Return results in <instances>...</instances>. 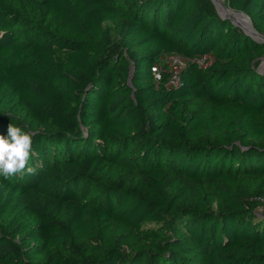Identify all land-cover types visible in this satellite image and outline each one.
I'll return each mask as SVG.
<instances>
[{"label": "trees", "instance_id": "16d2710c", "mask_svg": "<svg viewBox=\"0 0 264 264\" xmlns=\"http://www.w3.org/2000/svg\"><path fill=\"white\" fill-rule=\"evenodd\" d=\"M228 3L264 35V0ZM0 29V135L36 169L0 184L44 196L24 234L0 203V264H264L263 41L200 0H0Z\"/></svg>", "mask_w": 264, "mask_h": 264}, {"label": "rangeland", "instance_id": "374dc122", "mask_svg": "<svg viewBox=\"0 0 264 264\" xmlns=\"http://www.w3.org/2000/svg\"><path fill=\"white\" fill-rule=\"evenodd\" d=\"M200 2L205 8H207L212 12H216L218 14L219 9L217 10V7L213 0H200ZM218 6L228 15V18H230L234 22V24L233 23L232 24L238 30L244 31L243 29L245 30L252 29L255 31L249 18L247 16H244L242 13H238L233 8H231L229 6L228 0H218ZM118 19L120 23L121 22L120 15H118ZM106 26L110 28L113 35H115L114 25L107 23ZM10 39H11V34L8 31H2L0 29V41L5 44H8L10 42ZM263 57L259 59V65L262 63ZM7 102H8V98L6 96L0 97V113L7 111L6 110ZM6 198L12 199V202L14 204L13 217L11 218L8 227L11 230L16 228L17 226L20 228L21 234H24L29 229H31L36 223L35 218L27 210V205L34 200L43 201L44 196L34 191L28 196H23L19 192H12L10 189L6 188V186L0 184V203L3 201V199ZM1 222H5L2 214H0V224ZM15 241L19 244V246L22 249H25L28 245L27 243L24 242L22 235L16 236Z\"/></svg>", "mask_w": 264, "mask_h": 264}, {"label": "clouds", "instance_id": "9594fccd", "mask_svg": "<svg viewBox=\"0 0 264 264\" xmlns=\"http://www.w3.org/2000/svg\"><path fill=\"white\" fill-rule=\"evenodd\" d=\"M32 145L33 133L9 123L7 135H0V176L3 179L35 174L36 169L30 165Z\"/></svg>", "mask_w": 264, "mask_h": 264}, {"label": "built area", "instance_id": "2783aa9c", "mask_svg": "<svg viewBox=\"0 0 264 264\" xmlns=\"http://www.w3.org/2000/svg\"><path fill=\"white\" fill-rule=\"evenodd\" d=\"M209 62V58L202 57L199 60V64L206 66ZM184 62L179 55L171 54L166 60L152 67V72L155 80H161L163 73H168L167 80L170 85H177L180 81V71Z\"/></svg>", "mask_w": 264, "mask_h": 264}, {"label": "water", "instance_id": "95a60500", "mask_svg": "<svg viewBox=\"0 0 264 264\" xmlns=\"http://www.w3.org/2000/svg\"><path fill=\"white\" fill-rule=\"evenodd\" d=\"M214 1V3H215V0H213ZM216 5V4H215ZM217 7V6H216ZM217 10H218V8H217ZM237 12H239V11H237ZM239 13H242V12H239ZM218 14L222 17V18H224V19H228L229 21H231L233 24H234V22L230 19V18H228L226 15H222V14H220L219 12H218ZM243 14V13H242ZM244 15V14H243ZM244 16H246V15H244ZM243 29V28H242ZM244 30V32L247 34V35H249V36H251L253 39H255V40H260V41H263L264 42V35H262V34H260V33H258L256 30L254 31V32H249L248 30H245V29H243ZM255 36H259L258 38H256ZM259 68L260 69H264V57H263V59H262V63L259 65ZM130 71H132V68L130 69ZM128 84L129 85H131V77H129L128 78Z\"/></svg>", "mask_w": 264, "mask_h": 264}, {"label": "bare ground", "instance_id": "6f19581e", "mask_svg": "<svg viewBox=\"0 0 264 264\" xmlns=\"http://www.w3.org/2000/svg\"><path fill=\"white\" fill-rule=\"evenodd\" d=\"M215 4H216V6H217V8L219 9V13L220 14H222V15H226L227 17H228V15L223 11V10H221L220 8H219V6H218V0H215ZM249 32H254V30H252V29H247ZM256 38H258L259 36H255Z\"/></svg>", "mask_w": 264, "mask_h": 264}]
</instances>
